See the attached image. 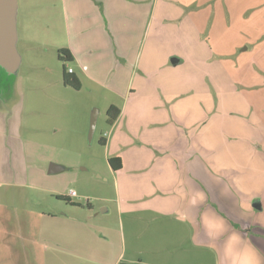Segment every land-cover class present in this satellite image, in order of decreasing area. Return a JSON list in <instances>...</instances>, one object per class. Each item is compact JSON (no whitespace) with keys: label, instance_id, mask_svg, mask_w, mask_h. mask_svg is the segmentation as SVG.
Segmentation results:
<instances>
[{"label":"rangeland","instance_id":"374dc122","mask_svg":"<svg viewBox=\"0 0 264 264\" xmlns=\"http://www.w3.org/2000/svg\"><path fill=\"white\" fill-rule=\"evenodd\" d=\"M78 1L17 0L20 64L14 76L0 70L5 79L0 98L14 103L11 126L0 133V173L12 177L9 186L0 183V264L191 261L168 254L176 249L169 220L146 230L143 221L148 219L142 218L148 214L135 213L133 225L132 216L116 212L118 199H124L123 181L133 177L112 171L101 140L113 138L110 152L122 155L137 147L131 130L121 137L137 97L125 101L131 86L140 92L185 85L172 104L154 98L158 107L178 108L188 146L211 154L219 167L236 170L224 175L239 190L242 204L260 201L262 210L255 212L254 221L264 227V0H142L139 14L113 3L118 0H108L106 11L102 4L91 8ZM73 4L77 11L70 13ZM73 17L76 39L105 46L103 57H92L90 63L117 71L114 79H102L108 85L84 80L73 62L65 68L75 70L81 87L63 85L57 51L74 40ZM96 23L102 34L91 31L90 24L94 28ZM172 56L183 64L171 65ZM169 71L186 74L169 79ZM111 105L122 113L125 109L113 127L106 114ZM94 111L96 127L89 142ZM157 129L147 130L154 136ZM49 164L63 170L48 174ZM180 246L189 247L184 240ZM205 261L212 262L211 257Z\"/></svg>","mask_w":264,"mask_h":264},{"label":"crops","instance_id":"0c3cea01","mask_svg":"<svg viewBox=\"0 0 264 264\" xmlns=\"http://www.w3.org/2000/svg\"><path fill=\"white\" fill-rule=\"evenodd\" d=\"M95 1L93 2L95 6L91 0L78 1V4L85 2L91 8L102 4L104 11L109 9L108 0ZM142 2V0H118L113 3L127 7L133 14H139ZM62 4L64 11L66 10L65 2ZM69 11L70 13L77 11L74 4L72 8L69 7ZM101 14L105 21L104 12ZM84 15L83 13V17ZM92 17L95 18V15ZM73 23H75V40L78 36L76 31L78 22L75 17H73ZM111 28L114 33V25ZM90 29L92 32L102 34L100 24L96 23L94 28L90 24ZM72 39L68 50L75 69L84 80L88 79L97 86L103 87L110 82L103 81V78L117 77V71L108 67L107 70H102L100 65L93 67L90 63L92 57H103L104 45L100 48L86 37L81 41L78 38L75 41ZM114 42L119 52L121 48L119 37H116ZM124 45L123 41L122 46ZM172 58L178 60L174 65L170 62ZM169 63L178 66L183 64V60L172 56ZM70 69L73 70L72 75L79 80L81 87V79L73 68ZM183 74L186 73L169 71L166 72V77L183 79ZM183 87H185L183 83H173L168 87L156 89L155 87L141 88L140 92H136L132 86L129 90L126 89L125 101H128L130 97H137L130 108L126 122L127 131L121 137L124 140L131 130L138 145L122 155L118 151L110 152L113 138L104 140L107 160L118 158L121 162L120 169L112 171L126 172L128 176L133 177L123 181L124 199L123 202L118 199L116 212L120 217L122 214L132 216L133 225L137 217L134 216L135 213L144 216L148 214L150 217L142 218L148 219L143 221L146 224L144 227L146 230L158 229L161 226L158 221L166 223V220H169L173 223L172 245L176 249L170 250L168 254L190 257L191 261L185 264H264V227L257 225L254 221L255 212L262 210L260 201L254 199L242 204L239 190L224 175V173L233 174L236 170L228 166L219 167L211 154L200 153L199 149L190 148L183 133L186 122L179 109L159 108L160 101L154 99L161 100L165 104H172L183 95ZM0 93H3L2 88ZM140 93L148 96L144 97ZM142 99L146 101H141ZM2 104L3 106H0L1 134L11 126L14 106V103L7 104L0 98V105ZM124 113L125 109L123 113L119 110L116 120ZM115 121L109 124L110 127H113ZM143 127L146 129L144 132H142ZM155 127L160 129L155 131L156 135L150 136L151 132L147 129ZM126 147L125 144L122 146L123 149ZM224 168H229V171ZM11 179L7 172L0 173V183L5 186L12 183ZM256 202L260 203V210L253 207ZM102 210L108 211V209ZM183 240L189 247L180 246ZM207 257H211L212 262H206Z\"/></svg>","mask_w":264,"mask_h":264},{"label":"water","instance_id":"95a60500","mask_svg":"<svg viewBox=\"0 0 264 264\" xmlns=\"http://www.w3.org/2000/svg\"><path fill=\"white\" fill-rule=\"evenodd\" d=\"M17 0H0V70L7 76H14L19 68L20 56L16 50L17 41ZM170 62L174 65L178 62L172 58ZM1 79L0 81H4ZM97 114H91L88 131V141L92 140L96 127ZM63 170L62 167L49 164L48 174ZM256 210H260L259 202L253 204Z\"/></svg>","mask_w":264,"mask_h":264},{"label":"trees","instance_id":"16d2710c","mask_svg":"<svg viewBox=\"0 0 264 264\" xmlns=\"http://www.w3.org/2000/svg\"><path fill=\"white\" fill-rule=\"evenodd\" d=\"M57 58L58 60L61 62L62 64V83L64 86H68V87H72L73 89H80V82L79 80L72 74H68L67 73V69L65 68V63H72V56L69 52L68 49H60L57 51ZM107 114V120L109 124H112L118 114H119V110L114 107V106H110L106 112ZM102 145H104V140H101ZM110 168L114 171L120 169L121 167V162L120 159L118 158H110L107 160ZM57 199H61L64 200L68 203H71V201L69 200V198L67 197H61V196H57ZM72 204V203H71ZM74 205V204H72Z\"/></svg>","mask_w":264,"mask_h":264},{"label":"built area","instance_id":"2783aa9c","mask_svg":"<svg viewBox=\"0 0 264 264\" xmlns=\"http://www.w3.org/2000/svg\"><path fill=\"white\" fill-rule=\"evenodd\" d=\"M66 71H67L68 74H72V73H73V70L70 69V68H67ZM69 195H70V196H76V193H75L74 191H71V192L69 193Z\"/></svg>","mask_w":264,"mask_h":264}]
</instances>
